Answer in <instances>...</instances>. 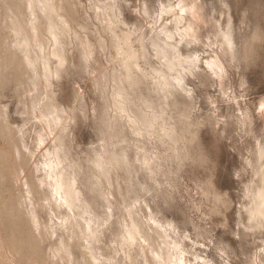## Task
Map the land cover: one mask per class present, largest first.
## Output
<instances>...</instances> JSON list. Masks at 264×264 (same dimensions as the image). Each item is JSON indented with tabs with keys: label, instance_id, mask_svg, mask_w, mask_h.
<instances>
[{
	"label": "rangeland",
	"instance_id": "374dc122",
	"mask_svg": "<svg viewBox=\"0 0 264 264\" xmlns=\"http://www.w3.org/2000/svg\"><path fill=\"white\" fill-rule=\"evenodd\" d=\"M249 1L0 0V264H264L250 217L264 175V41L248 65L236 51L237 34L257 22L264 33V0ZM118 33L149 55L134 94L119 82ZM60 180L77 190L72 209Z\"/></svg>",
	"mask_w": 264,
	"mask_h": 264
},
{
	"label": "bare ground",
	"instance_id": "6f19581e",
	"mask_svg": "<svg viewBox=\"0 0 264 264\" xmlns=\"http://www.w3.org/2000/svg\"><path fill=\"white\" fill-rule=\"evenodd\" d=\"M251 1V0H250ZM250 1H249V3H250ZM239 2H240V0H239ZM252 5L254 4L253 2L251 3ZM256 5H258L257 3H255ZM255 4H254V6H255ZM238 5V4H237ZM251 6V5H250ZM184 7V6H183ZM186 7V6H185ZM256 7V6H255ZM254 7V8H255ZM49 8V7H48ZM47 8V9H48ZM188 8V7H187ZM190 8V7H189ZM238 8V7H237ZM251 8V7H250ZM253 8V9H254ZM257 8V7H256ZM172 9L173 8H169V12L170 13H172ZM260 9V8H259ZM192 10V9H191ZM195 10V9H194ZM193 10V11H194ZM240 10H241V8H240ZM48 11V10H47ZM46 11V12H47ZM50 15L53 13V9H52V7L50 6ZM185 12H186V10H184ZM247 11V10H246ZM248 11H249V9H248ZM250 11H252V10H250ZM196 12V11H195ZM257 12H258V10H257ZM178 13V12H177ZM190 13V12H189ZM240 13V12H239ZM55 14V13H54ZM174 14H176V11H175V9H174ZM180 14H182L181 12H180ZM196 14H198V13H196ZM240 14H242V13H240ZM59 16H57V21H59V24L61 25L60 27H65L66 26V23H68L67 22V20H66V18H65V16H63V15H61L60 16V14H58ZM257 15V14H256ZM184 16V15H183ZM183 16H181V15H177V19H178V22L180 23V25L182 24H184V23H186L185 21V18L183 17ZM242 16V15H241ZM54 18H55V16H53ZM235 17V16H234ZM233 17V18H234ZM249 18V17H248ZM235 19H238V16L235 18ZM245 19V18H244ZM244 19H240V23H239V25L236 27L235 26V28H236V30H235V33H236V31L238 32L239 31V29L241 30V31H243L242 29H241V24L244 22V21H246V19L244 20ZM68 20L71 22V21H73V15H72V17L70 16V15H68ZM249 20H250V18H249ZM57 21L54 23V24H52V25H56L57 24ZM51 22V21H50ZM252 23V22H251ZM250 23V24H251ZM107 24V23H106ZM234 24H235V22H234ZM109 25H111V24H109ZM236 25V24H235ZM243 25V24H242ZM245 25V24H244ZM249 25V24H248ZM253 25V24H252ZM255 26H254V28L248 33L247 32V34H245V35H243V34H241V36L243 35V37L242 38H240L239 36H238V34H237V39H236V41H238V39H241L240 40V42H241V44L239 45V47H238V49H236V51H237V55L239 56V62H242V63H244V65H248L250 62H252L253 61V59H255L257 56H258V54L256 53V47L254 46V43L255 42H257V41H259V43L260 42H262V41H264V33H263V31H261V29L258 27V22L256 23V24H254ZM31 26V25H30ZM48 26H49V24H48ZM184 26V25H183ZM182 26V27H183ZM246 26H247V24H246ZM53 27V26H52ZM108 27V26H107ZM180 27V26H179ZM193 25H191V24H187L184 28H185V30L187 31V32H189V33H191L192 32V29H193ZM252 27V26H251ZM244 28V27H243ZM58 29V28H57ZM110 29H112V27H108V31L110 32ZM245 29H246V27H245ZM34 30H36V28L33 26H31L30 27V31L33 33L34 32ZM56 30V29H55ZM63 30V29H62ZM106 30V29H105ZM247 30V29H246ZM245 31V30H244ZM244 31H243V33H244ZM55 32V31H54ZM57 32V31H56ZM58 33V32H57ZM234 33V34H235ZM246 33V32H245ZM35 34L37 35V33L35 32ZM186 34V33H185ZM188 34V33H187ZM32 35V34H31ZM30 35V36H31ZM33 35H34V33H33ZM59 35V34H58ZM74 34L72 33V37L73 38H76V36L74 37L73 36ZM77 35L78 36H80L78 33H77ZM117 36H116V38H115V35H114V38H113V43H114V46H115V51H114V53H113V57H117V58H119L120 60H121V62L123 63V65L119 68L120 69V71L118 72V74H119V82L121 83L120 85H122L121 86V88H126L127 89V91L128 92H130V94H134V91L136 90V88H135V84L134 83H137V82H139V83H142V82H140V81H143V83H144V78H145V74H147V75H149L148 74V72H147V70H146V65L148 66V63H150L149 62V55H146L147 53L145 52V51H143V50H141V52L139 51H137V50H135V49H132L131 48V46H132V39L130 38V35H128V33L127 34H121V35H119V33L118 34H116ZM19 37V36H18ZM32 38H34L33 36H32ZM59 38V37H58ZM58 38H57V36L56 35H54L53 34V40H54V42L55 43H57L59 40H58ZM21 39V38H20ZM30 39V38H29ZM72 40H75V39H72ZM16 41V40H15ZM20 41V40H19ZM19 41H18V43H19ZM78 41V40H77ZM27 42H29V41H27ZM79 42V41H78ZM81 42V44H82V46H84L83 48L85 49V48H88V49H91L90 48V44L88 43V42H82V41H80ZM75 43V42H74ZM21 44V43H20ZM20 44H19V46H20ZM13 47V46H12ZM54 47V46H53ZM57 46H55V48H56ZM92 47V50H93V48H94V46H91ZM14 48V47H13ZM54 48V52L52 51V53L55 55V56H58L57 55V51H56V49ZM82 48V47H81ZM114 48V47H113ZM20 49V48H19ZM23 49V48H22ZM109 49V48H108ZM107 49V50H108ZM130 49V50H129ZM57 50H58V48H57ZM91 50V51H92ZM24 51H27V50H25L24 49ZM59 51H61V48H60V50ZM86 51V50H85ZM93 52H94V50H93ZM59 53V52H58ZM60 53H63V52H60ZM59 53V54H60ZM82 53V52H81ZM92 53V52H91ZM91 53H89V51H87V52H85V53H83L82 55H84L85 54V56H89ZM25 54H26V52H25ZM25 54L24 55H22V56H25ZM64 55V54H63ZM27 56V55H26ZM91 56V55H90ZM29 57V56H28ZM27 57V58H28ZM64 57H65V55H64ZM66 57H67V54H66ZM111 57V56H110ZM85 58V57H84ZM86 58H88V57H86ZM178 58H179V56H178ZM238 58V57H237ZM67 59H69V58H67ZM89 59V58H88ZM141 59H143V61H144V63H145V67H142V69H141V65H140V63H139V61L141 60ZM27 60V59H26ZM54 60H56V59H54ZM85 60H87V59H85ZM67 61V60H66ZM112 61H114V59H112ZM118 61V60H117ZM141 62V61H140ZM26 63V62H25ZM30 63V62H29ZM41 63H42V61H41ZM118 63V62H117ZM240 64V63H239ZM55 65V64H54ZM120 65V64H119ZM118 65V66H119ZM110 66V65H109ZM112 66V65H111ZM113 66H115V65H113ZM44 67V73H45V75H47V66H43ZM124 67V68H123ZM51 68V67H50ZM111 68V67H110ZM118 68L117 69H115L114 68V70H118ZM134 68H139V70H141V72H136V69H134ZM62 69V68H61ZM112 69V68H111ZM110 69V70H111ZM58 71H59V69H58ZM50 72H53V71H50ZM112 72H114L113 71V69H112ZM59 73V72H58ZM51 75H53V74H57V72L56 71H54L53 73H50ZM60 74V73H59ZM108 75V74H107ZM55 76V75H54ZM100 76V75H99ZM111 76V75H110ZM150 76V75H149ZM58 77V76H57ZM108 78V77H107ZM108 80V79H107ZM109 80H111L110 78H109ZM113 81H114V83H115V85H116V79L115 78H113ZM123 82H125L126 83V85H125V83L123 84ZM168 83L170 84V85H172V87L174 86L171 82H166L165 83V86H166V88H167V85H168ZM177 83H179V82H177ZM98 84V83H97ZM109 84V83H108ZM111 84V86H113V84L112 83H110ZM180 85V84H179ZM102 86V85H101ZM105 85H103V87H104ZM140 86V85H139ZM107 87H108V85H107ZM169 87V86H168ZM95 88V87H94ZM109 88V87H108ZM119 88H120V86H119ZM121 88L120 89H118L119 90V92L121 93V94H123L124 93V90H122L121 91ZM170 88V87H169ZM103 90H104V88H102ZM113 90H114V87L112 88ZM170 89H172V88H170ZM106 90V89H105ZM109 90H110V88H109ZM167 91V90H166ZM172 91V90H171ZM108 92V91H107ZM106 92V93H107ZM113 92V91H112ZM118 92V91H117ZM169 92V91H168ZM174 92V91H173ZM103 93V92H102ZM127 93V92H126ZM112 94V93H111ZM117 94V93H116ZM125 94V93H124ZM128 94V93H127ZM173 94V93H172ZM175 94V93H174ZM107 95V94H106ZM168 94H166V96H167ZM139 96V95H138ZM173 96V95H172ZM107 98H109V96H107ZM148 98V97H147ZM106 101H110L111 102V100H106ZM177 101H178V99H177ZM120 102V101H119ZM180 102V101H179ZM145 103V102H144ZM148 103L150 104V102L148 101ZM148 103L146 104V105H148ZM108 105H110L109 103H108ZM140 105V104H139ZM150 106V105H149ZM126 107V106H125ZM147 108H148V106H147ZM127 108H125V110H126ZM133 109V108H132ZM124 110V111H125ZM128 110V109H127ZM130 111V110H129ZM133 110H131V112H129V113H126V114H130V117H131V121L134 123V121H135V117L133 116V113L134 112H132ZM127 112V111H126ZM136 113V112H135ZM152 113H153V111H152ZM155 113V112H154ZM137 114V113H136ZM135 114V115H136ZM161 114V113H160ZM154 115H156V114H154ZM153 116V115H152ZM141 117V116H140ZM156 117V116H155ZM158 117V116H157ZM163 117V114L161 115V118ZM166 117V115L164 116V118ZM169 118V117H168ZM168 118H167V120H168ZM141 119V120H140ZM139 120L140 121H142V119L143 118H140ZM144 120V119H143ZM157 120V119H156ZM119 121V120H118ZM136 121L137 122H139L137 119H136ZM161 121V120H160ZM169 121V120H168ZM149 122V121H148ZM157 122H159V121H157ZM175 122V121H174ZM166 122H164V124H165ZM182 123V124H181ZM180 123V125H181V127H187L188 128V125L189 124H187L186 125V123L184 122V121H182ZM115 125H116V123H115ZM121 126V125H120ZM176 126V125H175ZM165 128V127H164ZM142 129V128H141ZM169 130V129H168ZM176 131V130H175ZM189 131H191V130H189ZM170 132V131H169ZM177 132V131H176ZM192 132V131H191ZM162 134V133H161ZM170 134V133H169ZM166 135V134H165ZM170 135H173V134H170ZM175 135V134H174ZM188 135V134H187ZM60 136V135H59ZM168 136V135H167ZM171 138V140H174V138L172 139V136H170ZM193 137L194 138H192L191 140H192V142L193 141H195V138H196V134H195V131L193 130ZM177 138H179V137H177ZM59 139H60V137H59ZM167 139V138H166ZM55 141H57V142H59L58 140H55ZM175 141H176V138H175ZM60 144V143H59ZM55 145V144H54ZM176 145V144H175ZM57 148V147H56ZM58 149V148H57ZM56 149V150H57ZM55 150V149H54ZM263 152H264V150H262ZM62 177V176H61ZM66 177V176H65ZM69 177V176H68ZM68 177H66V178H68ZM259 177H260V179H261V184L260 185H258L257 186V189L255 190V192H254V194H253V196L254 197H252V205H251V208H250V217H251V219L253 220V222H254V224H255V226L256 227H264V175H259ZM63 179H65L64 177H63ZM69 179V178H68ZM67 181H69V180H66V182ZM67 183H69V182H67ZM73 183V182H72ZM72 183H71V181H70V183L68 184V185H65V182L63 181V180H60V181H57L56 182V187L58 188V190L61 192V194L63 195H60V193L58 194L59 195V197L61 198V200L68 206V208L69 209H72V207H73V204H74V201L76 200V196H77V190L75 189V190H73V186H72ZM74 184V183H73ZM56 192H57V190H56ZM68 210V209H67ZM67 212V211H66ZM131 213L133 214V212L131 211ZM131 214V215H132ZM132 217V216H131ZM68 221V220H67ZM65 222V221H64ZM133 222V221H132ZM124 230H125V228H124ZM130 234V236H129V238L131 239V241L129 242L130 244V247H132L133 248V245H134V239H133V236H132V233H129ZM89 238V237H88ZM92 239V238H91ZM90 239V240H91ZM85 240V239H84ZM88 242H92V241H88ZM87 244V243H86ZM91 244V243H90ZM126 247H127V245H125ZM129 247V246H128ZM128 248L129 250H127V252H126V256L128 257V258H131L130 256H131V250H132V248ZM90 259H91V262H89L90 264H98V261H94L93 260V258L92 257H90ZM96 260V259H95ZM90 261V260H89ZM134 261V260H133ZM130 263V262H129ZM130 264H132V263H130ZM134 264H135V262H134ZM255 264V263H254Z\"/></svg>",
	"mask_w": 264,
	"mask_h": 264
}]
</instances>
